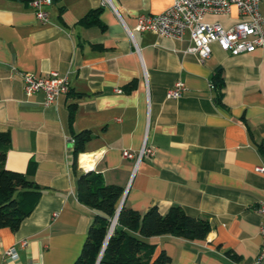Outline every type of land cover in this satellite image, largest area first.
Returning a JSON list of instances; mask_svg holds the SVG:
<instances>
[{"label":"crops","instance_id":"crops-1","mask_svg":"<svg viewBox=\"0 0 264 264\" xmlns=\"http://www.w3.org/2000/svg\"><path fill=\"white\" fill-rule=\"evenodd\" d=\"M174 0H54L50 22L28 0H0V131H9L6 167L24 172L42 195L17 230L0 227V264H74L95 211L78 198L73 134L89 129L80 153L89 170L123 187L120 203L142 213L172 205L207 218L205 239L170 234L146 238L166 264H251L263 239L256 207L264 200V46L232 55L218 44L204 62L183 38L137 31L140 14H160ZM100 9V22L80 23ZM264 18V0H261ZM208 21L228 27L236 6ZM264 27V25H263ZM222 69L224 86L212 87ZM69 73L70 91L44 105L25 92L23 73ZM185 82L181 98L168 90ZM120 90V91H119ZM75 114L70 120V110ZM145 138L154 155L139 152ZM137 166V167H136ZM57 213V216L54 214ZM27 241L23 245V241ZM15 248L18 258L7 251ZM235 254L236 257L231 256Z\"/></svg>","mask_w":264,"mask_h":264},{"label":"trees","instance_id":"trees-1","mask_svg":"<svg viewBox=\"0 0 264 264\" xmlns=\"http://www.w3.org/2000/svg\"><path fill=\"white\" fill-rule=\"evenodd\" d=\"M99 11H89L80 19V23L92 25L100 22ZM224 82L222 69L219 68L212 76V84L219 90V101ZM74 109L72 106L70 110L71 122ZM92 137L93 133L89 129L73 134L75 167L79 154L86 151V144ZM10 146V132L0 131V227L17 230L32 213L42 192L26 173L6 167ZM259 148L264 155V144ZM77 192L79 200L92 208L95 214L74 264H166L170 261L166 251H157L156 244L146 238L170 234L188 239H205L212 228L207 218L190 215L179 205H172L165 213L157 205H152L142 213L123 204L105 245L117 215L123 187L106 183L101 173L90 170L78 176ZM231 256L236 257L235 254Z\"/></svg>","mask_w":264,"mask_h":264},{"label":"built area","instance_id":"built-area-1","mask_svg":"<svg viewBox=\"0 0 264 264\" xmlns=\"http://www.w3.org/2000/svg\"><path fill=\"white\" fill-rule=\"evenodd\" d=\"M53 1L28 0L39 22L43 24L50 22L49 7ZM103 1L112 5L111 0ZM232 6L237 7L240 19L231 26L226 27L219 21L213 22L206 19L209 14H227ZM263 25L261 0H174L173 4L160 14H140L135 30L152 31L161 36L179 39L188 34L190 44L186 52L197 55L199 61L204 62L211 56L213 44H218L223 51L232 55L254 52L257 48L264 46ZM22 76L25 92L28 95L37 91L44 92V105L53 103L60 95L70 91L69 73L51 71L45 75L23 73ZM211 85L214 88V84ZM185 89V82L177 80L168 90V96L181 98ZM122 154L126 158H136V165H138L144 156L154 155V148L148 145L145 138L139 152L125 149ZM82 155L78 160L79 165L86 172L90 171L89 167L83 164ZM255 170L264 173V165L256 166ZM256 210L261 216L260 231L263 245L251 264H264V200L259 202ZM54 216H57V213ZM22 244L26 245L27 241L24 240ZM7 255L12 259L18 258L15 248L9 249Z\"/></svg>","mask_w":264,"mask_h":264},{"label":"water","instance_id":"water-1","mask_svg":"<svg viewBox=\"0 0 264 264\" xmlns=\"http://www.w3.org/2000/svg\"><path fill=\"white\" fill-rule=\"evenodd\" d=\"M122 206H123V201L119 204V207H118V210H117V215L115 216V218H114V220H113V223H112V226H111V228H110V230H109V234H108V236H107V239H106L105 245H106V243H107V241H108V239H109V237H110V235H111V233H112V231H113V227H114V225H115L116 222H117L118 214H119V212H120ZM104 248H105V246H104ZM104 248H103V250H104ZM103 250H102V252H103Z\"/></svg>","mask_w":264,"mask_h":264}]
</instances>
